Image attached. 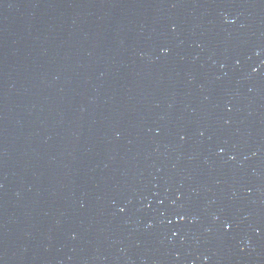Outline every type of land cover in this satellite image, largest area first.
<instances>
[{
	"label": "water",
	"instance_id": "water-1",
	"mask_svg": "<svg viewBox=\"0 0 264 264\" xmlns=\"http://www.w3.org/2000/svg\"><path fill=\"white\" fill-rule=\"evenodd\" d=\"M0 264H264V0H0Z\"/></svg>",
	"mask_w": 264,
	"mask_h": 264
}]
</instances>
